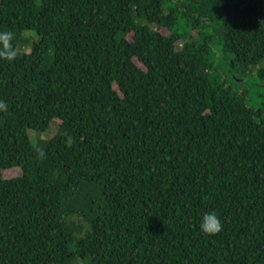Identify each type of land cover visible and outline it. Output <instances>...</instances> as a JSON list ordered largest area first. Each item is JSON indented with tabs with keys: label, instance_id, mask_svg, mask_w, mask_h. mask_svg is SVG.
Here are the masks:
<instances>
[{
	"label": "trees",
	"instance_id": "1",
	"mask_svg": "<svg viewBox=\"0 0 264 264\" xmlns=\"http://www.w3.org/2000/svg\"><path fill=\"white\" fill-rule=\"evenodd\" d=\"M5 30L0 264H264V99L219 72L264 81V0H1Z\"/></svg>",
	"mask_w": 264,
	"mask_h": 264
},
{
	"label": "rangeland",
	"instance_id": "2",
	"mask_svg": "<svg viewBox=\"0 0 264 264\" xmlns=\"http://www.w3.org/2000/svg\"><path fill=\"white\" fill-rule=\"evenodd\" d=\"M1 1V0H0ZM25 38H33L31 41V44L34 41L38 40V35L34 32L28 31L25 33ZM30 44V45H31ZM29 43L23 46V50L26 51L27 49H30ZM21 48H19V51H23ZM219 72L223 76V79H226L228 84L230 86H233L234 89L245 91L246 96L250 102V104L255 108H261L262 107V101L264 99V81L259 79L257 76H248L246 78L239 79L235 76L234 73H231L230 70L227 67V64H225L223 61H221ZM57 132V125L52 124L50 130L44 134L43 138H51L54 136ZM33 139H37V135L32 133L31 134ZM15 172H7L8 177L17 176L18 172H21L20 169L14 170ZM18 171V172H16Z\"/></svg>",
	"mask_w": 264,
	"mask_h": 264
},
{
	"label": "clouds",
	"instance_id": "3",
	"mask_svg": "<svg viewBox=\"0 0 264 264\" xmlns=\"http://www.w3.org/2000/svg\"><path fill=\"white\" fill-rule=\"evenodd\" d=\"M14 35V32L11 30L0 32V41L3 42L5 49V51L0 52V58L7 59L8 61L15 59L16 51L12 50L9 44V41L14 38ZM6 109V104L0 101V111H6ZM198 227L200 232L205 235H215L222 229L220 218L214 210L202 214Z\"/></svg>",
	"mask_w": 264,
	"mask_h": 264
}]
</instances>
